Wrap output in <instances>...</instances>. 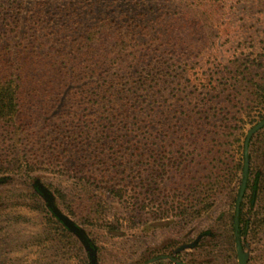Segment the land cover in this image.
Wrapping results in <instances>:
<instances>
[{"label": "trees", "instance_id": "trees-1", "mask_svg": "<svg viewBox=\"0 0 264 264\" xmlns=\"http://www.w3.org/2000/svg\"><path fill=\"white\" fill-rule=\"evenodd\" d=\"M254 2L261 4L264 0ZM220 4L222 0H0V133H5L4 137L10 134V146L23 144V139L16 141L15 133H26L33 139L32 145L40 147L24 153L9 148L7 153L0 152V184L12 174L28 178L32 189L29 196L41 200L36 208L47 215L54 231L78 237L88 252L89 264H95L96 248L76 220L99 218L108 199L126 196L125 191L115 188L114 175L108 178L109 173L101 171L110 169L104 147L114 150L115 156L117 152L120 158L133 162L135 172L141 169V161L154 159L155 164L163 166L160 161L166 156L160 157L161 153L153 148L156 133L161 129L170 133V128H174L169 121V108L165 106L170 101V92L164 85L170 83L166 78L171 73L170 60L179 56L180 70L173 71L176 75L191 70L184 63L188 60V48L192 47V58L196 56L200 62V50L205 47L201 35H206L202 27L217 29L225 10ZM212 75L214 78L209 79L207 87L201 82L202 88H207L203 99L193 97L190 104L201 116L209 110L206 128L193 115L191 120L177 118L173 133H203L205 129L213 133L210 130L213 119L230 114V109L237 108L247 94L240 77L243 71L228 76L222 68H217ZM161 83L164 84L160 87ZM159 90L164 92L158 96ZM247 95L255 96V108L264 117V104L259 103L260 97L264 98V81L249 89ZM158 97L163 98L162 111L154 105ZM203 100L209 101L210 106ZM184 106L180 109L184 110ZM230 119L229 115L226 120L221 119L226 121L221 125L223 129ZM37 133L62 134L59 145L63 150L43 148ZM68 133H73L72 139L81 147L76 145L68 151ZM92 133L97 137L95 143L91 140L85 143ZM46 136L43 134L41 138ZM257 136H264V126L249 138L244 191L238 199V190L233 200L230 238L235 252L237 240L244 252L243 239L249 235L253 223L243 207L247 202L249 209L254 208L263 182L262 174L252 171L250 165L249 147ZM194 138L196 142L197 137L190 135L175 138L174 145L183 139L190 140L191 145ZM205 146L207 150L200 160L210 171L208 178L220 185L238 174L240 186L244 177L243 152L236 156L234 151L223 148L221 142L211 145L207 141ZM145 155L147 160H134ZM54 160L59 162V174L70 178L80 189L66 192L60 184L41 181L36 172L55 167ZM90 165L95 167L91 169ZM101 177L110 185H101V190L96 192L88 191L87 185ZM207 184L214 186L209 179ZM56 200L76 220L63 213ZM163 205L162 216L168 209L166 202ZM189 209L185 206L184 211L191 216L195 211ZM155 220L159 225L166 224L161 214H156ZM110 228L120 232L118 226ZM204 234L178 245L172 257L159 254L148 262L160 263L169 257L176 264H186L174 256L189 244L195 246Z\"/></svg>", "mask_w": 264, "mask_h": 264}, {"label": "rangeland", "instance_id": "rangeland-1", "mask_svg": "<svg viewBox=\"0 0 264 264\" xmlns=\"http://www.w3.org/2000/svg\"><path fill=\"white\" fill-rule=\"evenodd\" d=\"M220 6L225 10L217 29L202 27L206 35H201L205 47L200 50V62H197L196 56L192 58V47L187 50L188 60L183 62L194 74L188 70L186 73L182 71L185 75H176L173 71L180 70V59L175 55L170 60L173 63L171 73L166 76L170 83L160 84V87L164 84L167 92H170L169 106H165L169 108V121L174 128H170V133H164L163 129L156 133V146L153 149L161 153L160 157L166 156L163 160L168 162L161 160L163 166H160L155 164L153 158L147 163L139 161L141 169L135 172V169H132L133 162H127L128 158H120L117 152L115 156L114 150L110 151L109 147L105 146L110 169L101 171L109 173L108 178L114 175L112 182L115 188L125 191L126 196L122 199H108L106 205L103 204L104 210L99 218L89 217L83 220L73 218L60 201H55L58 208L76 220L94 242L95 264H176L169 259L174 255L175 248L192 242L197 235L204 233L195 246L189 244L174 257L186 264H238L235 245L230 238V215L234 206L233 200L240 187L238 174L216 185L214 180L208 178L210 171L200 159L202 153L207 150V141L211 145L221 142L223 148L234 151L236 156H239L243 152L246 132L264 118L255 108V96L247 95L249 89H254L264 81V3H255L254 0H222ZM230 6L234 9H230ZM210 33L214 34L209 35ZM211 40L215 42L217 49ZM217 68H222L228 76H232L233 72L243 71L240 77L242 85L247 88V94L243 95L244 98L237 108L230 109L232 112L227 114L231 118L229 125L222 128L221 125L226 121L221 119L226 120L227 115L220 114L213 119L214 122L210 126L213 133L206 132V129L203 133H173L177 118L191 120L193 115L198 122L201 120L206 128L204 124L208 121L209 110L202 112L201 116L191 109L194 105L190 104L193 97L203 99L207 88H202L201 82L207 87L209 79L214 78L212 72ZM159 91L158 96L164 92ZM260 98L259 103L264 104L263 96ZM162 101L161 97L154 101L160 111L164 108L160 105ZM203 102L210 106L209 101ZM182 104L185 105L184 110L180 109ZM187 108V112H184ZM180 111L182 112L179 114ZM157 127L160 129V124ZM37 134V138L43 142V148L50 147L56 151L57 147V150H63L59 145L64 137L62 134ZM43 134L48 136L41 138ZM15 135L16 141L23 139V144L17 142L16 146H10V134L7 138L4 137L5 133H0V152L7 153L9 148L24 153L40 148L32 145L30 134ZM185 135L197 137L196 142L194 138L193 143L189 145L190 140L177 139L179 143L174 145L175 138ZM66 136L70 137L66 144L69 152L76 148V145L81 147L77 140L72 139L73 133ZM95 138L97 137L92 133L85 143L90 140L95 143ZM249 151L252 171L260 172L263 182L254 208L249 209L247 202L243 207V212L253 221L249 235L243 239V248L248 257L247 264H264V136L255 137ZM141 158L148 159L145 155L134 157V160ZM58 163L54 160L55 167L50 166L48 170L36 172L41 181L60 184V188L66 192L80 189L70 178L59 174ZM90 167L93 169L95 166ZM101 171L99 170L100 173ZM121 176L125 177V180H122ZM207 178L213 187L207 184ZM97 180L95 184L87 185V189H90L88 191L96 192L101 190V185L109 184L106 178ZM31 192V181L19 174H12L0 184V264H89L88 252L78 237L54 231L48 223L47 215L36 208V205H41V200L31 198ZM164 202L168 209L162 216ZM207 203H210L209 206L203 208ZM185 206L190 208L188 211L195 212L189 216L184 211ZM156 214H161L166 224L156 223ZM109 224L118 226L120 232L111 231V226L107 228ZM159 254L169 257L160 263L156 260L148 262Z\"/></svg>", "mask_w": 264, "mask_h": 264}, {"label": "water", "instance_id": "water-1", "mask_svg": "<svg viewBox=\"0 0 264 264\" xmlns=\"http://www.w3.org/2000/svg\"><path fill=\"white\" fill-rule=\"evenodd\" d=\"M263 126H264V118L258 121L257 123H255L254 125H252L246 132L245 139L243 141V155H244L243 175L244 177L240 185L238 199L241 198L243 191H244L245 183H246V173L248 169L247 151H248L249 138L256 130L260 129ZM236 254H237L238 264H246V254L242 251L241 244L238 242V240L236 242Z\"/></svg>", "mask_w": 264, "mask_h": 264}]
</instances>
